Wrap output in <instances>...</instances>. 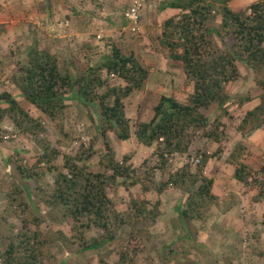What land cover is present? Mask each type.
Wrapping results in <instances>:
<instances>
[{"label":"rangeland","instance_id":"1","mask_svg":"<svg viewBox=\"0 0 264 264\" xmlns=\"http://www.w3.org/2000/svg\"><path fill=\"white\" fill-rule=\"evenodd\" d=\"M133 1L0 0V92L6 90L16 96L43 123L42 137L60 151L52 165L55 167L49 168L39 162L43 149L32 136L18 129L10 118L3 119L0 250L7 248L9 238L19 231L25 218L9 195L19 187L28 212L40 221L36 230L38 242L46 241L45 264H264V202L254 201L260 188L252 181L244 185L233 177L235 165L230 157L241 143L244 164L253 170L264 165V126L249 134L237 129L245 112L260 102L258 74L238 61L240 76L225 85L230 97L228 111L218 103L201 108L210 124L217 120L224 123L220 128H224L222 142L197 131L187 152L166 153L163 164V138L147 146L135 131L141 122L154 118L162 96H173L187 104L194 92L182 61L173 58L160 40L165 21L171 17L180 22L181 10L166 6L172 0H144L134 31L125 19ZM253 1L233 0L231 7L242 10ZM221 20L218 14L216 23ZM196 35L207 42L208 38ZM211 40L225 49L218 36ZM35 45L55 54L62 70L76 77L96 69L107 80L104 87L96 88L100 95L107 91V85H128L117 74L102 69V61L112 54L113 46H119L125 54L133 53L149 75L141 89L123 98L129 138L122 139L117 129L104 131L98 99L86 104L78 96L68 97L64 112L54 120L22 97L12 76L19 73ZM107 99L109 103L114 101L113 96ZM113 159L122 175L112 169ZM67 161L84 169L91 187L98 184L104 188L109 229L99 226L94 215L88 213L82 214L74 229V220L66 215L64 207H53L46 201L56 188L59 172L72 177ZM203 161L204 174L214 180L211 193L216 199L209 208L204 206L208 199L204 204L196 203V212L204 214L201 218L195 212L191 218L181 213V209L192 210L189 193L170 178L186 165L196 173ZM20 166L34 177L24 179ZM258 178L262 180V175ZM92 243L97 246L88 249L86 246Z\"/></svg>","mask_w":264,"mask_h":264},{"label":"trees","instance_id":"2","mask_svg":"<svg viewBox=\"0 0 264 264\" xmlns=\"http://www.w3.org/2000/svg\"><path fill=\"white\" fill-rule=\"evenodd\" d=\"M231 2L233 0H172L166 5L180 9L181 17L178 23L171 17L165 21L164 35L162 34L160 40L170 49L173 58L182 61L187 79L194 83V92L187 104L179 102L173 96H162L155 107L154 118L149 122H141L135 131L138 140L147 146L163 138L165 147L160 151L163 164L166 153L187 152L192 136L197 131H203V135L211 140L222 142L224 128H220L224 123L217 120L210 124L201 108L218 103L220 108L228 111L226 103L230 97L225 85L240 76L238 61L258 74L257 82L262 93L259 104L245 112L237 129L249 134L264 126V0H255L242 10H234ZM218 14L222 15L219 24L216 23ZM196 34L208 38L207 42ZM215 35L223 41L225 49L219 48L211 40ZM103 68L110 74L123 78L128 85H107V91L100 95L96 88L104 87L107 80L96 69L91 68L88 73L76 77L69 71L62 70L55 54L35 45L29 49L27 62L20 65L19 73L14 74L12 80L21 91L22 97L54 120L64 112L68 97L78 96L86 104H94L98 99L104 116V131L108 128L117 129L122 139H128L130 123L123 98L142 88L149 71L133 53L125 54L117 45L113 46L112 54L102 61ZM110 96L114 97L112 103L107 99ZM5 117L10 118L23 133L31 135L43 149L38 158L39 162L45 163L49 168L55 167L52 165L60 151L42 137L45 129L43 123L33 117L20 100L6 90L0 92V128ZM243 150L240 143L231 153V163L235 165L233 177L244 185H250L251 181L252 185H258L260 190L254 201L264 202V165L253 170L244 164L241 160ZM204 162L196 173L186 165L170 178L189 193V206L192 210L181 209V213H187L191 218L195 216L196 203L204 204L208 199L204 206L209 208L216 199L211 193L214 180L204 174ZM66 164L72 171V177L59 172L56 188L52 194L46 196V201L55 205L53 207H64L66 215L74 220V229L83 213L93 214L95 222L107 229L109 218L106 216L108 208L103 200L104 188L98 184L91 187V179L85 177L82 167L77 164L69 165L68 161ZM111 167L117 174L122 175L120 173L123 172L114 159ZM20 173L26 180L34 177L23 166H20ZM259 175H262V180L258 178ZM9 195L17 208L25 213V218L19 231L9 238L7 248L0 250V264H45L48 257L43 245L46 241L38 242L39 234L36 230L40 221L28 212V205L22 197L23 191L19 187ZM196 213L197 217H203V211L197 210ZM96 246L97 243H92L86 247L90 249Z\"/></svg>","mask_w":264,"mask_h":264},{"label":"built area","instance_id":"3","mask_svg":"<svg viewBox=\"0 0 264 264\" xmlns=\"http://www.w3.org/2000/svg\"><path fill=\"white\" fill-rule=\"evenodd\" d=\"M143 3L144 0H134L132 5L125 13V19L128 21L129 27L134 31L137 30L138 24L140 22Z\"/></svg>","mask_w":264,"mask_h":264},{"label":"clouds","instance_id":"4","mask_svg":"<svg viewBox=\"0 0 264 264\" xmlns=\"http://www.w3.org/2000/svg\"><path fill=\"white\" fill-rule=\"evenodd\" d=\"M144 4V3H143ZM128 22V21H127ZM129 24V23H128ZM131 29V28H130Z\"/></svg>","mask_w":264,"mask_h":264}]
</instances>
